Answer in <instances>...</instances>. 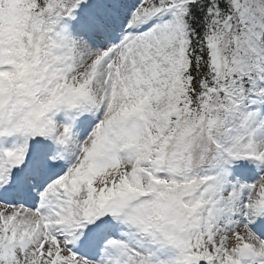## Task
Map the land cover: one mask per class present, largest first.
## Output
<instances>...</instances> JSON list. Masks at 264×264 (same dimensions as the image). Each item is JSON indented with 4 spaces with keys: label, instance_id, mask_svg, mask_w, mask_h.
Segmentation results:
<instances>
[{
    "label": "snow or ice",
    "instance_id": "6c2138e0",
    "mask_svg": "<svg viewBox=\"0 0 264 264\" xmlns=\"http://www.w3.org/2000/svg\"><path fill=\"white\" fill-rule=\"evenodd\" d=\"M0 264H264V0H0Z\"/></svg>",
    "mask_w": 264,
    "mask_h": 264
}]
</instances>
